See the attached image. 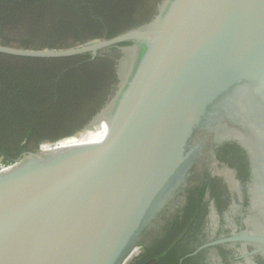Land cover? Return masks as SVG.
Instances as JSON below:
<instances>
[{"label":"water","instance_id":"1","mask_svg":"<svg viewBox=\"0 0 264 264\" xmlns=\"http://www.w3.org/2000/svg\"><path fill=\"white\" fill-rule=\"evenodd\" d=\"M123 42L121 83L80 143L42 145L0 170V264H125L188 185L202 132L238 134L220 127L234 116L264 150V0H164L150 23L111 39L0 52L96 57ZM230 242L264 254L263 232L195 253Z\"/></svg>","mask_w":264,"mask_h":264},{"label":"trees","instance_id":"2","mask_svg":"<svg viewBox=\"0 0 264 264\" xmlns=\"http://www.w3.org/2000/svg\"><path fill=\"white\" fill-rule=\"evenodd\" d=\"M163 1L0 0V45L66 49L111 39L150 23ZM131 44L106 48L96 57L91 52L61 58L0 52V167L39 152L42 145L79 137L118 90L124 56L120 47ZM241 150L234 144L216 151L234 165L236 159L228 155ZM240 177L247 178V173L240 172ZM222 183L209 169L189 181L184 201L145 233L139 252L126 264H235L239 242L195 253L215 239L207 228L210 214L215 209L224 214L230 205ZM253 260L264 264V254Z\"/></svg>","mask_w":264,"mask_h":264},{"label":"flooded vegetation","instance_id":"3","mask_svg":"<svg viewBox=\"0 0 264 264\" xmlns=\"http://www.w3.org/2000/svg\"><path fill=\"white\" fill-rule=\"evenodd\" d=\"M247 114L252 117L255 115L254 112ZM220 127L236 129L239 133L220 137L212 132H202V140H205L206 147L202 156L197 159L189 179L194 181L204 170L209 169L214 177L223 179V187L231 197L230 205L224 214L215 209L209 216L207 228L212 235L211 238H215L211 241L216 240L219 232H221V238L239 233H264V231H259V229H264V203L261 202L264 200V194H262L264 185L261 186L257 183L258 173L260 171L264 173V150L260 148L247 124L234 116L225 117V120L220 123ZM234 144L241 147L243 151L228 155L231 160L236 159L232 160L234 165H231L227 159H221L216 150L220 146ZM240 172L247 173V178L242 179ZM184 198V191L177 194L170 212L176 209L184 201ZM239 243L236 255L233 256L234 263L257 264L253 260L254 255L245 256V254L254 251L258 246L246 242Z\"/></svg>","mask_w":264,"mask_h":264},{"label":"rangeland","instance_id":"4","mask_svg":"<svg viewBox=\"0 0 264 264\" xmlns=\"http://www.w3.org/2000/svg\"><path fill=\"white\" fill-rule=\"evenodd\" d=\"M87 131V130H86ZM86 131H84L79 137H76V138H73V139H71V141H69L67 144H69V143H72V142H74V141H76V140H78ZM139 252V248L137 247V248H135L134 250H133V254L128 258V260H127V262L132 258V256L134 255V254H136V253H138ZM126 262V263H127ZM125 263V264H126Z\"/></svg>","mask_w":264,"mask_h":264},{"label":"bare ground","instance_id":"5","mask_svg":"<svg viewBox=\"0 0 264 264\" xmlns=\"http://www.w3.org/2000/svg\"><path fill=\"white\" fill-rule=\"evenodd\" d=\"M83 136V135H82ZM82 136L78 139V140H76V141H74V142H72V143H69V144H79L80 143V140H81V138H82ZM68 142H65V143H63L64 145L65 144H67Z\"/></svg>","mask_w":264,"mask_h":264},{"label":"built area","instance_id":"6","mask_svg":"<svg viewBox=\"0 0 264 264\" xmlns=\"http://www.w3.org/2000/svg\"><path fill=\"white\" fill-rule=\"evenodd\" d=\"M13 165V164H12ZM12 165H2L1 167H0V170H5V169H7V168H9L10 166H12ZM133 254V253H132Z\"/></svg>","mask_w":264,"mask_h":264}]
</instances>
